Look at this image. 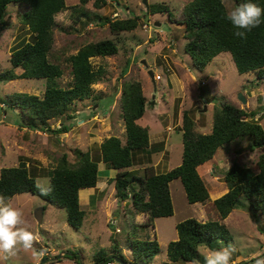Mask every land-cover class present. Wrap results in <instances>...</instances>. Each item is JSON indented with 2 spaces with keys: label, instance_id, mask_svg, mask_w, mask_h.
<instances>
[{
  "label": "rangeland",
  "instance_id": "1",
  "mask_svg": "<svg viewBox=\"0 0 264 264\" xmlns=\"http://www.w3.org/2000/svg\"><path fill=\"white\" fill-rule=\"evenodd\" d=\"M190 1L148 0L149 7L166 6L171 17L166 12L151 14L142 0H109L108 6L101 10L90 3L87 8L92 17L84 18L76 25L72 8L80 2L66 0L69 9L56 16L59 27L50 54V60L64 70L59 84L63 87L71 85L69 57L82 46L114 40L119 53L92 59L95 69L102 67L105 70L101 80L92 86V96L75 102L63 118L50 121L53 130L65 126L69 128L67 133L56 135L24 127L19 109L14 110L8 103L7 96L15 93L43 97L45 79L0 82V172L3 168L19 166L23 160L40 187L47 189L49 172L63 155H68L74 164L79 160L77 151L98 155L101 144L110 137L116 136L125 143L121 91L130 82L142 84L148 107L139 123L149 129L153 144L146 155L138 156L136 165L130 169L137 175H143L144 169L150 166L157 174H164L182 163L184 111L195 115L198 133L209 134L215 107L228 101L248 112H258L256 119L264 129V80L258 79L257 71L240 75L228 53L219 55L203 72L193 67L192 58L185 49L188 42L185 26L181 24L182 10ZM225 5L229 12L236 7L234 0H225ZM25 10L24 6L15 4L8 7V26L0 31V74L8 70H14L18 75L23 72L13 68L10 58L17 47L31 40L28 28L21 21V13ZM127 17L140 18L139 27L133 32L115 35L105 23V19ZM150 71L154 76L160 75L162 80L152 79ZM241 95L246 103L241 102ZM161 138L163 143L157 140ZM262 152L264 148L253 150L247 139L237 140L220 149L211 163L200 167L201 177L210 193V200L205 204H189L181 181L174 180L170 184L174 215L155 219L154 227H142L148 224L147 215L136 214L130 200L121 202L116 197L114 184L101 185L80 200L86 218L79 230L68 224L65 209L31 194L15 196L9 202L23 211L25 226L38 240L33 249H20L14 256L5 258V254L0 253V264H95L94 256L100 251L109 256L114 245L122 248L121 252L132 264L133 257L126 248L129 234L133 238L150 237L158 241L161 250L151 264H204V257L210 251L206 246L200 247L201 257L195 263H172L168 259V246L178 239L176 226L190 218L201 222L218 221L227 226L234 241L223 244L222 248L230 246L233 249L231 264H257L251 263L256 259L264 262V211L255 217L247 209H236L222 221L213 204L228 191L224 172L234 162L258 172L257 160ZM104 166L99 163L101 171L107 168ZM107 173L112 174V170L107 169ZM99 176L107 179L103 172L99 171ZM93 196L95 202L91 203ZM242 201L245 202L243 198ZM39 209H45L41 224L35 218Z\"/></svg>",
  "mask_w": 264,
  "mask_h": 264
},
{
  "label": "trees",
  "instance_id": "2",
  "mask_svg": "<svg viewBox=\"0 0 264 264\" xmlns=\"http://www.w3.org/2000/svg\"><path fill=\"white\" fill-rule=\"evenodd\" d=\"M234 1L236 7L245 2ZM79 2L78 6L72 8L76 25L82 19L92 17V12L87 8L90 3L97 10L109 4V0ZM254 2L264 8V0ZM12 4L25 7L26 10L21 13V21L28 28L31 40L17 47L10 58L13 68H20L23 72L19 75L14 70L3 72L0 74V82L45 79L46 90L43 97L26 93L8 95V103L14 110L19 109L24 127L56 135L67 133L69 128L65 126L53 130L50 121L63 118L75 102L92 96V86L105 73L102 67L94 68L92 59L117 55L118 44L114 40H103L82 46L75 55L69 57L73 79L70 86L63 87L58 81L63 77L64 70L50 60V54L55 43V31L59 27L56 16L69 9L66 0H0V31L8 26V7ZM149 12H166L171 17L169 9L162 4L150 6ZM228 12L225 0H192L184 6L181 24L185 26V39L188 41L185 49L192 58L193 67L203 72L219 55L228 53L240 75L257 71L258 79L264 80V22L248 32L246 39H240L234 35L236 29L225 19ZM139 21V17L105 19L115 35L135 31L139 27ZM121 92L125 143L116 136L110 137L101 144L98 155L77 151L79 160L74 164L69 161L68 155H63L57 166L49 172L50 183L45 191L41 190L42 187H37V178L31 174L26 162L21 160L19 166L1 170L0 195L5 196L8 201L23 194L37 196L48 204L65 209L68 224L79 230L86 218L80 202V192L97 188L102 181L99 163H104L107 169L117 172L116 177L109 180L115 186L116 197L121 202L130 200L136 214L148 216V224L141 225L142 227H154L155 219L174 215L170 189L174 180L181 181L189 204H205L210 200V193L201 177L200 167L211 163L220 149L237 140L247 139L253 150L264 148V129L256 119L259 113L248 112L224 101L215 107L213 127L209 134L198 133L195 115L184 111V150L182 163L178 167L167 173L157 174L154 167L150 166L144 169L143 175H137L130 169L136 165L138 156L145 154L153 146L150 143L149 129L139 123L145 116L148 103L141 82L127 83ZM257 167L258 172L234 162L224 172L223 179L228 191L213 203L222 221L236 209H247L255 217L264 211V152L258 157ZM94 202L95 196L91 198V203ZM176 229L178 239L169 244L167 251L172 263H195L201 257L200 247L221 249L223 244L234 241L227 226L218 221L201 222L190 218L179 223ZM126 242V248L133 257L132 264H151L161 250L158 241L151 240L150 237L133 238L129 234ZM120 249L122 248L114 245L109 256L100 251L94 256L95 264H110L117 259L131 264ZM75 258L78 262L76 256ZM257 261L259 259L251 263Z\"/></svg>",
  "mask_w": 264,
  "mask_h": 264
},
{
  "label": "clouds",
  "instance_id": "3",
  "mask_svg": "<svg viewBox=\"0 0 264 264\" xmlns=\"http://www.w3.org/2000/svg\"><path fill=\"white\" fill-rule=\"evenodd\" d=\"M262 17L264 8L254 0H245L228 12L225 19L236 29L234 35L237 38L246 39L248 32L264 22ZM37 187L40 185L37 184ZM37 240L38 237L25 226L23 211L14 207L5 196L0 195V253L5 254V258L14 256L20 249L25 251L33 249ZM232 252L230 246L210 250L204 257V264H231ZM257 264L264 262L257 261Z\"/></svg>",
  "mask_w": 264,
  "mask_h": 264
},
{
  "label": "crops",
  "instance_id": "4",
  "mask_svg": "<svg viewBox=\"0 0 264 264\" xmlns=\"http://www.w3.org/2000/svg\"><path fill=\"white\" fill-rule=\"evenodd\" d=\"M159 142H162V138L161 139H157ZM150 143H151V140H150ZM151 145H153L152 143H151ZM160 161V163H162L163 162V158L162 159H159ZM101 164V163H100ZM104 164V163H103ZM105 165V164H104ZM158 165V164H157ZM156 166V165H155ZM104 167H106V166H104ZM99 171L100 172H103L106 176H107V179L105 180V179H102V181L98 184V186H97V188H99L101 185H109L110 183H109V180H111V179H113V178H115L116 177V174H117V172L116 171H114V170H112V174H108L107 173V168L105 169H102V171H101V169L99 168ZM110 185H112V184H110ZM91 190H94V189H86V190H82L81 192H80V200L82 201V198H84V197H86V196H89L90 195V191ZM86 203V202H85ZM144 215V214H143ZM146 216V215H145ZM148 217V216H147Z\"/></svg>",
  "mask_w": 264,
  "mask_h": 264
},
{
  "label": "water",
  "instance_id": "5",
  "mask_svg": "<svg viewBox=\"0 0 264 264\" xmlns=\"http://www.w3.org/2000/svg\"><path fill=\"white\" fill-rule=\"evenodd\" d=\"M142 1H143V4H144L146 7H149L148 0H142ZM143 64L146 66V65H147L146 61H143ZM149 75H150V77H151L152 79H154V73H153V71H150V72H149ZM240 100H241L242 103H246V100L243 98L242 95L240 96ZM153 103H154V102H152V104H153ZM204 111H206V108H205ZM43 211H44L43 209H39V210H37L36 213H35V218H36V220H37L40 224L43 222ZM116 261L124 264V262H123L122 260H120V259H117Z\"/></svg>",
  "mask_w": 264,
  "mask_h": 264
},
{
  "label": "built area",
  "instance_id": "6",
  "mask_svg": "<svg viewBox=\"0 0 264 264\" xmlns=\"http://www.w3.org/2000/svg\"><path fill=\"white\" fill-rule=\"evenodd\" d=\"M154 79H155L156 81H158V80L160 81V80H162V77H161L160 75H158V76L156 75V76H154Z\"/></svg>",
  "mask_w": 264,
  "mask_h": 264
}]
</instances>
